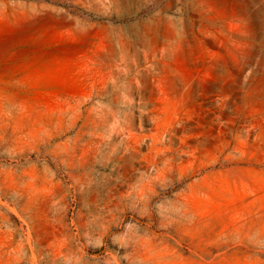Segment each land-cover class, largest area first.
<instances>
[{"label":"rangeland","instance_id":"rangeland-1","mask_svg":"<svg viewBox=\"0 0 264 264\" xmlns=\"http://www.w3.org/2000/svg\"><path fill=\"white\" fill-rule=\"evenodd\" d=\"M0 264H264V0H0Z\"/></svg>","mask_w":264,"mask_h":264}]
</instances>
